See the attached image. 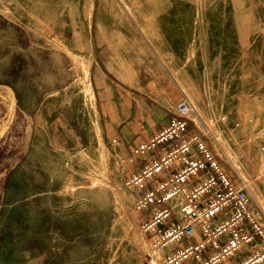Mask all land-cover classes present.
I'll return each mask as SVG.
<instances>
[{
    "label": "rangeland",
    "instance_id": "1",
    "mask_svg": "<svg viewBox=\"0 0 264 264\" xmlns=\"http://www.w3.org/2000/svg\"><path fill=\"white\" fill-rule=\"evenodd\" d=\"M147 44L189 129L264 193V0H0V264H148L139 165L107 138L82 62L93 82L100 51L152 59Z\"/></svg>",
    "mask_w": 264,
    "mask_h": 264
},
{
    "label": "built area",
    "instance_id": "2",
    "mask_svg": "<svg viewBox=\"0 0 264 264\" xmlns=\"http://www.w3.org/2000/svg\"><path fill=\"white\" fill-rule=\"evenodd\" d=\"M172 114L129 157L139 165L127 185L144 212L148 264H264V193L204 131L189 129L190 100Z\"/></svg>",
    "mask_w": 264,
    "mask_h": 264
},
{
    "label": "crops",
    "instance_id": "3",
    "mask_svg": "<svg viewBox=\"0 0 264 264\" xmlns=\"http://www.w3.org/2000/svg\"><path fill=\"white\" fill-rule=\"evenodd\" d=\"M153 58L142 51L110 45L93 63L92 76L105 119V131L112 142L123 143L131 152L134 144L148 139L168 123L180 100V85L172 73L169 82L158 71ZM156 58V59H155ZM139 163V161H138Z\"/></svg>",
    "mask_w": 264,
    "mask_h": 264
},
{
    "label": "bare ground",
    "instance_id": "4",
    "mask_svg": "<svg viewBox=\"0 0 264 264\" xmlns=\"http://www.w3.org/2000/svg\"><path fill=\"white\" fill-rule=\"evenodd\" d=\"M82 62H83V66H84L83 68H85L84 69L85 70L84 71L85 72V79L84 80H85L86 93L90 96V98H92V100H94L96 102L97 101V96H96V93H95V90H94L93 82L91 80V62L89 63L88 60H83ZM84 94H85V92H84ZM241 109H243V108H241ZM97 129H98V132H99L100 140L102 142V135H101V132H100V128H97ZM98 141H99V139H98ZM260 156H262V155H260ZM105 157H106V155L104 156V154H102V156H101V164H104ZM260 161H262V160H260ZM263 166H264V162H262L260 164L259 170H262ZM103 181H105V178L98 179L97 177H95V178L92 179V184L93 185H103L104 184Z\"/></svg>",
    "mask_w": 264,
    "mask_h": 264
}]
</instances>
